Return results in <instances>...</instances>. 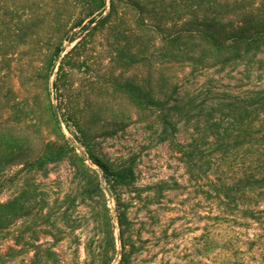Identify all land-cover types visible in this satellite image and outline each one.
<instances>
[{
	"label": "trees",
	"instance_id": "16d2710c",
	"mask_svg": "<svg viewBox=\"0 0 264 264\" xmlns=\"http://www.w3.org/2000/svg\"><path fill=\"white\" fill-rule=\"evenodd\" d=\"M18 1L0 0L4 21L33 11ZM50 1L47 15L73 16L75 0ZM86 1L81 15L92 19L83 30L109 28L113 46L122 35L119 59L137 71L123 87L147 135L112 159L93 152V138L80 126L95 172L67 143H46L30 157L35 137L0 129V264H134L141 249L135 223L176 220L170 217L176 205L189 206L185 220L203 223L211 264H264V0ZM22 118L17 113L14 122ZM132 120L126 117L127 124ZM155 144L166 147L183 173L144 184V160ZM65 158L80 162L82 175L76 191L51 197L36 175L47 176ZM177 196L188 200L181 204ZM81 207L96 225L84 263L75 251V233L85 224L77 217Z\"/></svg>",
	"mask_w": 264,
	"mask_h": 264
},
{
	"label": "rangeland",
	"instance_id": "374dc122",
	"mask_svg": "<svg viewBox=\"0 0 264 264\" xmlns=\"http://www.w3.org/2000/svg\"><path fill=\"white\" fill-rule=\"evenodd\" d=\"M84 1L75 0L71 18L61 16L56 20L47 15L54 7L50 0H38L34 5L19 0L18 4L33 11H23L5 21L0 16V129L35 137L30 157L36 156L46 143H67L77 149L76 154L87 169L99 172L95 159L80 143V126L90 132L93 152L112 159L141 144L147 134L138 123L137 111L129 104L123 87L137 71L126 69L119 59L126 47L122 35L118 45L113 46L109 28L83 30L92 19L81 15L87 2ZM80 21L82 26L76 27ZM3 23L7 25L3 27ZM57 49L62 52L55 58ZM52 63L55 67L50 72ZM17 113L24 117L18 124L14 122ZM131 114L133 120L127 124L126 117ZM171 155L163 145H153L144 160L147 176L142 183L181 176L183 170ZM81 167L80 162L65 158L50 165L47 176L39 173L36 178L51 197H63L74 188L76 191ZM12 194L13 191L5 192L2 198L6 200ZM175 199L181 204L188 200L186 196ZM109 207L114 208V203L110 201ZM183 207L189 210L188 205H176L170 213L176 220L135 223V239L141 249L134 264H211L205 255L203 223L185 220ZM78 211L77 217H82L85 224L75 233V251L78 261L84 263L85 243L96 225L87 209L81 207ZM111 217L115 246L120 251L119 230L112 212ZM100 231L106 236L110 227L104 225ZM214 264H220L219 259Z\"/></svg>",
	"mask_w": 264,
	"mask_h": 264
}]
</instances>
